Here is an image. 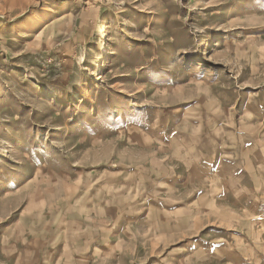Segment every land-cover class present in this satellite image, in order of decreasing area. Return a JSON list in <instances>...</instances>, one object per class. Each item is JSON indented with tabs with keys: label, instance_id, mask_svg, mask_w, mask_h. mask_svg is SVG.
I'll list each match as a JSON object with an SVG mask.
<instances>
[{
	"label": "rangeland",
	"instance_id": "1",
	"mask_svg": "<svg viewBox=\"0 0 264 264\" xmlns=\"http://www.w3.org/2000/svg\"><path fill=\"white\" fill-rule=\"evenodd\" d=\"M0 264H264V0H0Z\"/></svg>",
	"mask_w": 264,
	"mask_h": 264
},
{
	"label": "crops",
	"instance_id": "2",
	"mask_svg": "<svg viewBox=\"0 0 264 264\" xmlns=\"http://www.w3.org/2000/svg\"><path fill=\"white\" fill-rule=\"evenodd\" d=\"M198 159L200 161V160H203L204 158L199 157ZM205 160H206V157H205ZM209 169H208V171L204 170L202 173H199V178L196 180L199 183H203V184L207 185L208 189H206V190H208V193L205 194L206 196L211 195V191L213 190V184L212 183L215 182L214 175H213L212 171H210Z\"/></svg>",
	"mask_w": 264,
	"mask_h": 264
}]
</instances>
